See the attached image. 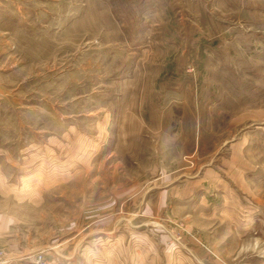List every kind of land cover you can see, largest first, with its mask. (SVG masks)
Wrapping results in <instances>:
<instances>
[{"label": "rangeland", "instance_id": "1", "mask_svg": "<svg viewBox=\"0 0 264 264\" xmlns=\"http://www.w3.org/2000/svg\"><path fill=\"white\" fill-rule=\"evenodd\" d=\"M264 264V0H0V264Z\"/></svg>", "mask_w": 264, "mask_h": 264}, {"label": "built area", "instance_id": "2", "mask_svg": "<svg viewBox=\"0 0 264 264\" xmlns=\"http://www.w3.org/2000/svg\"><path fill=\"white\" fill-rule=\"evenodd\" d=\"M35 264H46L42 255H38L35 257Z\"/></svg>", "mask_w": 264, "mask_h": 264}]
</instances>
